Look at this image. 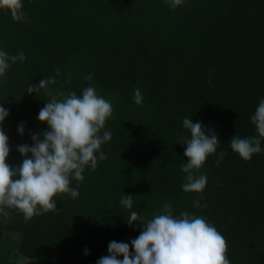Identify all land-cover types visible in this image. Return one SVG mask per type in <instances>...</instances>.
Segmentation results:
<instances>
[{"label": "trees", "instance_id": "1", "mask_svg": "<svg viewBox=\"0 0 264 264\" xmlns=\"http://www.w3.org/2000/svg\"><path fill=\"white\" fill-rule=\"evenodd\" d=\"M23 3L31 23L0 10V50L26 56L10 62L8 83L0 84V105L10 111L3 124L7 162L22 164L17 146L32 145L31 133L48 128L38 119L48 101L61 99L60 92L81 95L89 85L113 105L102 130L112 139L101 146L107 159L98 160L95 171L86 167L79 196L55 198L59 211L28 222L13 209L7 223L0 217V264H97L110 255V241L131 245L140 235L138 221L127 223L131 211L151 218L164 202L174 215L206 217L227 240L230 264H264V139L251 160L230 147L237 134L258 136L250 118L264 99V0H184L175 10L167 0ZM56 68L55 85L27 92L30 84L55 77ZM69 73L71 84L65 83ZM87 74L93 80L84 79ZM136 87L142 105L133 99ZM185 117L202 122L221 143L197 173L207 174L200 200L207 207L196 208L201 194L181 187L186 145L177 142L190 136ZM125 194L133 195L131 210L120 204Z\"/></svg>", "mask_w": 264, "mask_h": 264}, {"label": "clouds", "instance_id": "2", "mask_svg": "<svg viewBox=\"0 0 264 264\" xmlns=\"http://www.w3.org/2000/svg\"><path fill=\"white\" fill-rule=\"evenodd\" d=\"M167 3L175 10L183 5L184 0H167ZM0 10L9 11L14 21L31 23L24 11L23 0H0ZM25 60L23 51L9 55L0 50V84L8 83L10 62L23 63ZM60 76V69L56 68L55 77L30 84L27 92L39 93L50 84L55 85ZM84 79L93 80V74H87ZM71 82L69 73L65 83ZM134 93L135 103L142 105L143 97L139 87L134 88ZM59 96L61 99L52 98L39 111V121L46 122L48 128L41 133H31L32 145L17 146V151L24 159L16 167L7 162L11 148L9 136L3 128L10 111L0 105V217L4 218V223L10 218V209L22 213L25 222L37 215L59 211L55 198L61 194L77 198L79 182L84 179L86 167L95 171L98 160L107 159L101 146L112 139V133L102 130L113 115L112 103L99 95L94 85L85 87L81 95L69 91L60 92ZM250 119L258 136L241 138L237 134L230 141L231 149L244 160H251L254 154L261 152V139H264V99L260 100ZM182 124L190 136H182L177 142L186 145L184 156L187 157V163L180 166L186 175L181 187L186 193L201 194L193 201L196 208L207 207L206 204H200L208 183L207 174L197 173L208 157L216 153L221 143L214 131L208 130L206 134L202 122L194 123L191 118L185 117ZM18 132L24 135L25 122L18 126ZM224 155V152L220 153L217 166ZM72 180L78 182L77 187L71 186ZM120 204L131 210L133 195H123ZM126 220L130 226L137 221L142 225L140 235L131 240V245L110 241V255L102 256L97 264H230L227 240L202 215L188 211L174 215L172 205L164 202L151 218L131 211ZM84 255H90V251L85 249ZM120 256L123 259H119Z\"/></svg>", "mask_w": 264, "mask_h": 264}, {"label": "rangeland", "instance_id": "3", "mask_svg": "<svg viewBox=\"0 0 264 264\" xmlns=\"http://www.w3.org/2000/svg\"><path fill=\"white\" fill-rule=\"evenodd\" d=\"M14 258V257H13ZM16 259V258H15ZM23 264H34V261L28 259H20L19 260Z\"/></svg>", "mask_w": 264, "mask_h": 264}]
</instances>
